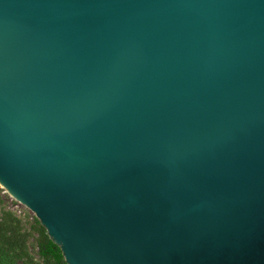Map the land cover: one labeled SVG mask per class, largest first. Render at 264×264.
<instances>
[{
	"label": "water",
	"instance_id": "obj_1",
	"mask_svg": "<svg viewBox=\"0 0 264 264\" xmlns=\"http://www.w3.org/2000/svg\"><path fill=\"white\" fill-rule=\"evenodd\" d=\"M0 188L65 264H264V0H0Z\"/></svg>",
	"mask_w": 264,
	"mask_h": 264
},
{
	"label": "trees",
	"instance_id": "obj_2",
	"mask_svg": "<svg viewBox=\"0 0 264 264\" xmlns=\"http://www.w3.org/2000/svg\"><path fill=\"white\" fill-rule=\"evenodd\" d=\"M35 251V256L31 254ZM0 264H65L60 249L35 217L0 210Z\"/></svg>",
	"mask_w": 264,
	"mask_h": 264
},
{
	"label": "rangeland",
	"instance_id": "obj_3",
	"mask_svg": "<svg viewBox=\"0 0 264 264\" xmlns=\"http://www.w3.org/2000/svg\"><path fill=\"white\" fill-rule=\"evenodd\" d=\"M7 210L13 212L17 217L23 218H32L34 215L27 210L24 206L12 199L7 193L0 188V210ZM33 256H35V251H30Z\"/></svg>",
	"mask_w": 264,
	"mask_h": 264
}]
</instances>
